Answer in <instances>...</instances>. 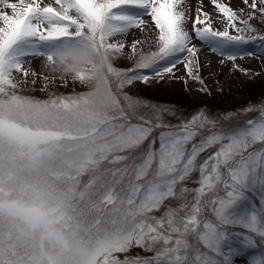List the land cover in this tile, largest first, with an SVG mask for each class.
Masks as SVG:
<instances>
[{
  "label": "snow or ice",
  "instance_id": "1",
  "mask_svg": "<svg viewBox=\"0 0 264 264\" xmlns=\"http://www.w3.org/2000/svg\"><path fill=\"white\" fill-rule=\"evenodd\" d=\"M184 2L0 0V264H232L222 250L229 227L245 230L238 234L247 247H258L257 237L264 244V105L245 109L259 115L238 126L218 127L203 111L172 125L163 120L171 109L125 91L172 78L183 64L206 92L194 39L234 68L246 45L264 43L251 23H264V0H241L239 10L210 0L222 30L203 0L194 16ZM145 17L158 30L154 49L117 39L145 31ZM83 42L102 66L71 79L88 91L22 94L37 74L26 62ZM125 58L129 68L116 66ZM195 171L200 186H183ZM250 192L260 193L259 206L237 216L232 210ZM135 248L152 255H131ZM251 264H264V254Z\"/></svg>",
  "mask_w": 264,
  "mask_h": 264
},
{
  "label": "rangeland",
  "instance_id": "2",
  "mask_svg": "<svg viewBox=\"0 0 264 264\" xmlns=\"http://www.w3.org/2000/svg\"><path fill=\"white\" fill-rule=\"evenodd\" d=\"M15 2V0H12ZM48 2V0H46ZM222 2L230 3L231 7L239 10L244 7L241 0H222ZM201 7L198 0H185L182 8L186 10L190 16L195 15V9ZM10 11V10H9ZM203 11L210 16L212 26L215 29L222 30L224 27L222 15L210 3V0H203ZM148 25L145 31L139 29L132 30L125 37H117L122 39L126 45H131L134 40L145 41L141 45L144 51L156 46V34L158 30L148 17ZM258 29L264 31V23L258 19L251 21ZM191 21L186 27L191 30ZM200 49L199 75L204 81L207 91H201L202 85L191 78L185 72L183 64L177 65L175 76L172 78L165 77L163 80L152 79L151 83L144 84L135 82L133 85L125 88V91L134 98H142L150 104L163 106L171 109L172 113H163L165 123L176 125L181 122H186L191 117L200 111H203L208 117L218 121V127L238 126L243 124L247 119H255L258 117V111L245 112L244 110L251 107L259 108L264 105V43L257 40L254 43L246 45L248 55L243 58H238L234 63L238 68H234L233 62L225 60L218 54L213 53L207 46L199 40L193 41ZM125 57L130 55V47L124 50ZM224 60L223 63L221 61ZM43 58L32 59L30 63L26 62V69L35 70V76L31 74L27 78L29 85L22 93L23 95L32 96L38 99H47L49 93L55 95H72L88 91L85 84L73 82L69 78L61 80L54 74L46 71L43 67ZM131 61L127 58L116 62V66L127 69L131 66ZM17 79L20 75L16 74ZM44 77H47V88L42 91L45 85ZM35 80V85L31 81ZM187 81V83H185ZM66 84V86H65ZM214 116H221V119H214ZM231 117L226 118V117ZM246 117V119H245ZM204 135L208 134V128L201 130ZM158 135L157 133H155ZM201 137L198 136L193 143H199ZM191 149V144L188 146ZM218 147V146H217ZM217 147L210 148L201 153L198 157V162L202 163L209 155L213 154ZM258 147V145L256 146ZM200 174L195 171L190 178L183 182V186L190 189H196L200 185L198 180ZM260 193H247L246 198L240 201L232 211L237 216H241L252 210L253 206H259ZM191 199V196L189 197ZM173 206L178 205V201H169ZM159 214V213H158ZM245 232L240 227H229L226 239L222 242V250L224 252H232V264H251L254 257L264 254V244H259L258 247H247L243 243V238L238 233ZM139 253L141 256H151L152 253L144 252L141 249L135 248L131 255Z\"/></svg>",
  "mask_w": 264,
  "mask_h": 264
},
{
  "label": "clouds",
  "instance_id": "3",
  "mask_svg": "<svg viewBox=\"0 0 264 264\" xmlns=\"http://www.w3.org/2000/svg\"><path fill=\"white\" fill-rule=\"evenodd\" d=\"M51 60L45 58L43 67L60 79H77L86 70L100 71L96 54L88 42L72 43L55 47L50 52Z\"/></svg>",
  "mask_w": 264,
  "mask_h": 264
},
{
  "label": "trees",
  "instance_id": "4",
  "mask_svg": "<svg viewBox=\"0 0 264 264\" xmlns=\"http://www.w3.org/2000/svg\"><path fill=\"white\" fill-rule=\"evenodd\" d=\"M263 51H264V50H263ZM215 118H216V119H219V118L221 119V116H214V119H215ZM245 119H246V117H245Z\"/></svg>",
  "mask_w": 264,
  "mask_h": 264
}]
</instances>
